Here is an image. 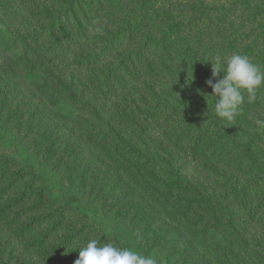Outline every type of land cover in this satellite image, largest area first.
<instances>
[{
	"label": "rangeland",
	"instance_id": "374dc122",
	"mask_svg": "<svg viewBox=\"0 0 264 264\" xmlns=\"http://www.w3.org/2000/svg\"><path fill=\"white\" fill-rule=\"evenodd\" d=\"M67 1L0 0V264H74L91 239L158 264H264V147L244 149L264 142V88L226 122L202 81L250 43L230 1ZM132 2L158 14L138 26Z\"/></svg>",
	"mask_w": 264,
	"mask_h": 264
},
{
	"label": "clouds",
	"instance_id": "9594fccd",
	"mask_svg": "<svg viewBox=\"0 0 264 264\" xmlns=\"http://www.w3.org/2000/svg\"><path fill=\"white\" fill-rule=\"evenodd\" d=\"M210 64L212 78L207 81V85L212 88V95L207 97L214 100L215 115L223 121L231 122L239 114L245 98L247 103H254L258 90L264 88V68L239 53L229 57L216 54ZM257 124L264 126V122L259 120ZM74 264H158V262L151 255H144L130 248H121L111 242L101 243L91 239L86 246L79 249V257Z\"/></svg>",
	"mask_w": 264,
	"mask_h": 264
},
{
	"label": "trees",
	"instance_id": "16d2710c",
	"mask_svg": "<svg viewBox=\"0 0 264 264\" xmlns=\"http://www.w3.org/2000/svg\"><path fill=\"white\" fill-rule=\"evenodd\" d=\"M76 0H68L67 1V5H66V10H74V4H75ZM214 3L216 0H212ZM230 1L229 4H227V6L229 5L230 9H234L235 12V16L237 17L236 20L238 21H242V26H240V28H242L244 30V35L242 34V36H245V40L250 42L249 45H247L244 49H243V55H246L247 57H252L253 55V50L257 47L259 48H264V0H227ZM218 3V2H217ZM133 2L131 3V7H130V13H132L131 18L129 19V21L134 20V23H136L138 26H142L145 24L146 20H150V15L155 16L158 14V12L156 11H152V13H150V11L148 9H144V7H142L141 5H138L137 7L132 5ZM227 6H224L222 8L227 9ZM127 25L128 26V23ZM147 38H153L155 35L159 36L158 34H153L150 33L151 31L149 30V28H147ZM162 39H164L163 35H160ZM155 40V38H154ZM159 42V41H158ZM163 43V40H161V44ZM109 44V43H108ZM107 44V45H108ZM244 45V44H243ZM163 46V45H161ZM106 49V47H105ZM164 51H165V55H168V57L170 58L173 53H171V55H169V51L166 49V47H163ZM143 49H138L134 54L136 55V58H138V56L140 55V52ZM102 52V51H101ZM112 58V57H110ZM171 60V59H170ZM258 65L261 66L262 68H264V56H263V62L258 61ZM111 72L105 71V69L103 70L104 75H103V80L105 79H114L117 78L115 75H113L112 72H115L114 70H116V68L111 69ZM97 72V71H96ZM150 72V70H147L146 73L144 74H148ZM178 75H181V69L179 70ZM223 76V74H221ZM101 77V74L99 75ZM120 81V80H118ZM146 81H150L149 79H143V81H141V84H145L144 82ZM202 81L206 82V86L212 90V88H210L207 85V81L208 78H204ZM215 82V81H213ZM146 88V87H145ZM147 89V93L143 94L141 93L138 97V99L141 101V103L143 105H145L146 109H150L151 106L153 105V101H151L152 97L156 96V93L154 91V89H151L149 87V92H148V88ZM99 92L101 93V95H104L106 92H108V85L107 83H105L104 87L102 89L99 90ZM134 106L132 107V109L129 107V105H127L126 107H121L120 111H118L117 109H115V107H113V105L115 106L114 102L108 107V112H127L128 114H133L134 112H138L137 111V105H135V102H133ZM213 104H214V100H213ZM256 108V107H255ZM121 115V114H120ZM135 119L138 118V114L135 113ZM134 123V122H133ZM260 135H262L261 132H258L253 138L252 141L247 144L246 146H244L245 152L247 154H252L253 153V148L252 146L255 147H264V142H260L262 141V139H260ZM228 153H223V157H228L229 155H227ZM243 156L246 157V155L244 154ZM251 156V155H250ZM233 164H236V166L239 169H242V162H232ZM238 179H235V182H237ZM233 193H237V194H242L244 195V188L243 186H236V184L233 185ZM39 195L34 196V198L37 201H42L44 199V196L42 194V191L40 190V192H37ZM218 199V197H215ZM74 202H77V198L73 199ZM26 230V229H24Z\"/></svg>",
	"mask_w": 264,
	"mask_h": 264
}]
</instances>
